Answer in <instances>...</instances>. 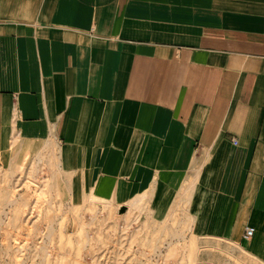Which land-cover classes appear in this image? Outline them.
<instances>
[{
	"label": "crops",
	"instance_id": "crops-1",
	"mask_svg": "<svg viewBox=\"0 0 264 264\" xmlns=\"http://www.w3.org/2000/svg\"><path fill=\"white\" fill-rule=\"evenodd\" d=\"M0 166L264 264V0H0Z\"/></svg>",
	"mask_w": 264,
	"mask_h": 264
},
{
	"label": "rangeland",
	"instance_id": "rangeland-1",
	"mask_svg": "<svg viewBox=\"0 0 264 264\" xmlns=\"http://www.w3.org/2000/svg\"><path fill=\"white\" fill-rule=\"evenodd\" d=\"M50 183L45 171L0 166V264H212L182 219L70 204Z\"/></svg>",
	"mask_w": 264,
	"mask_h": 264
},
{
	"label": "built area",
	"instance_id": "built-area-1",
	"mask_svg": "<svg viewBox=\"0 0 264 264\" xmlns=\"http://www.w3.org/2000/svg\"><path fill=\"white\" fill-rule=\"evenodd\" d=\"M252 232H253V228L252 227H246L245 228V236L246 237L251 236Z\"/></svg>",
	"mask_w": 264,
	"mask_h": 264
},
{
	"label": "bare ground",
	"instance_id": "bare-ground-1",
	"mask_svg": "<svg viewBox=\"0 0 264 264\" xmlns=\"http://www.w3.org/2000/svg\"><path fill=\"white\" fill-rule=\"evenodd\" d=\"M16 198H18V197H16ZM13 200H16V199H13ZM8 202H10V201H8ZM12 202V201H11ZM12 204V203H11ZM25 210V209H24ZM42 247V246H41ZM44 247V246H43ZM44 248H42V250H43Z\"/></svg>",
	"mask_w": 264,
	"mask_h": 264
}]
</instances>
